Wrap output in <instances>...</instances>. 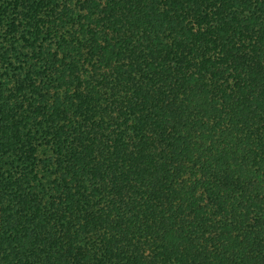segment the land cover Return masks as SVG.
Returning <instances> with one entry per match:
<instances>
[{"label":"trees","instance_id":"trees-1","mask_svg":"<svg viewBox=\"0 0 264 264\" xmlns=\"http://www.w3.org/2000/svg\"><path fill=\"white\" fill-rule=\"evenodd\" d=\"M0 264H264V0H0Z\"/></svg>","mask_w":264,"mask_h":264}]
</instances>
